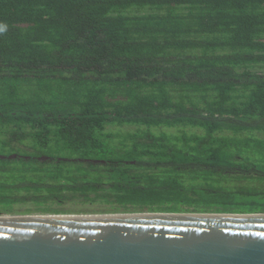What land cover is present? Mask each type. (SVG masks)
<instances>
[{
  "label": "trees",
  "instance_id": "16d2710c",
  "mask_svg": "<svg viewBox=\"0 0 264 264\" xmlns=\"http://www.w3.org/2000/svg\"><path fill=\"white\" fill-rule=\"evenodd\" d=\"M0 26V214L264 212V0H0Z\"/></svg>",
  "mask_w": 264,
  "mask_h": 264
},
{
  "label": "water",
  "instance_id": "95a60500",
  "mask_svg": "<svg viewBox=\"0 0 264 264\" xmlns=\"http://www.w3.org/2000/svg\"><path fill=\"white\" fill-rule=\"evenodd\" d=\"M0 264H264V212L0 214Z\"/></svg>",
  "mask_w": 264,
  "mask_h": 264
},
{
  "label": "rangeland",
  "instance_id": "374dc122",
  "mask_svg": "<svg viewBox=\"0 0 264 264\" xmlns=\"http://www.w3.org/2000/svg\"><path fill=\"white\" fill-rule=\"evenodd\" d=\"M29 84L30 85H34V86H37V88H39L41 90L43 89V93H44V95L46 97L51 95L50 92L47 89L44 88V84L43 83L42 84H40V83L35 84L33 82L29 83V82H26V81H19L18 88L20 90L25 89V88H27L29 86ZM3 89H4V87H0V91H3ZM59 96H62V95H59ZM128 129H130V128L129 127H122L120 130H116V131L119 132V133H121V134H124V133H127V130ZM257 136L264 137V134L258 132L257 133ZM72 214H75V213H72ZM77 214H80V213H77ZM82 214H84V213H82Z\"/></svg>",
  "mask_w": 264,
  "mask_h": 264
},
{
  "label": "clouds",
  "instance_id": "9594fccd",
  "mask_svg": "<svg viewBox=\"0 0 264 264\" xmlns=\"http://www.w3.org/2000/svg\"><path fill=\"white\" fill-rule=\"evenodd\" d=\"M6 31V26H0V32Z\"/></svg>",
  "mask_w": 264,
  "mask_h": 264
}]
</instances>
